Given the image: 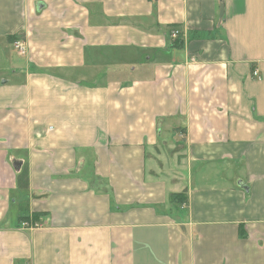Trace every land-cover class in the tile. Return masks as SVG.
I'll return each instance as SVG.
<instances>
[{
  "label": "crops",
  "instance_id": "1",
  "mask_svg": "<svg viewBox=\"0 0 264 264\" xmlns=\"http://www.w3.org/2000/svg\"><path fill=\"white\" fill-rule=\"evenodd\" d=\"M26 263L264 264V0H0V264Z\"/></svg>",
  "mask_w": 264,
  "mask_h": 264
},
{
  "label": "built area",
  "instance_id": "2",
  "mask_svg": "<svg viewBox=\"0 0 264 264\" xmlns=\"http://www.w3.org/2000/svg\"><path fill=\"white\" fill-rule=\"evenodd\" d=\"M173 37H176V33L173 34ZM15 49L23 56L26 55V44L24 41L20 40V39H17L15 42H14V45ZM254 76H257V73L255 72L254 73ZM40 225L39 224H36V223H33V222H24L22 224V228H25V229H35V228H39ZM26 264H31V263H26Z\"/></svg>",
  "mask_w": 264,
  "mask_h": 264
},
{
  "label": "trees",
  "instance_id": "3",
  "mask_svg": "<svg viewBox=\"0 0 264 264\" xmlns=\"http://www.w3.org/2000/svg\"><path fill=\"white\" fill-rule=\"evenodd\" d=\"M9 40L12 41V42H14V38H9ZM172 199H173L174 202L175 201H179V202L185 203L187 201V198L185 197V194H174L172 196Z\"/></svg>",
  "mask_w": 264,
  "mask_h": 264
},
{
  "label": "rangeland",
  "instance_id": "4",
  "mask_svg": "<svg viewBox=\"0 0 264 264\" xmlns=\"http://www.w3.org/2000/svg\"><path fill=\"white\" fill-rule=\"evenodd\" d=\"M13 45H14V43H13ZM14 47V46H13ZM15 48V47H14Z\"/></svg>",
  "mask_w": 264,
  "mask_h": 264
}]
</instances>
